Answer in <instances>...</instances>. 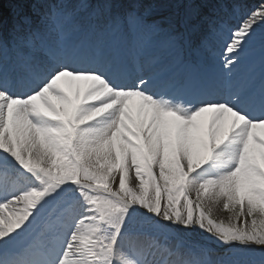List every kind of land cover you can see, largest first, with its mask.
Here are the masks:
<instances>
[{
  "label": "snow or ice",
  "instance_id": "1",
  "mask_svg": "<svg viewBox=\"0 0 264 264\" xmlns=\"http://www.w3.org/2000/svg\"><path fill=\"white\" fill-rule=\"evenodd\" d=\"M257 247L264 0H0V264Z\"/></svg>",
  "mask_w": 264,
  "mask_h": 264
},
{
  "label": "rangeland",
  "instance_id": "2",
  "mask_svg": "<svg viewBox=\"0 0 264 264\" xmlns=\"http://www.w3.org/2000/svg\"><path fill=\"white\" fill-rule=\"evenodd\" d=\"M252 1L253 0H243L242 4H243L244 8L248 9V8L254 7L257 3H255V2L253 3ZM237 12L239 13V9H237ZM217 215L222 216L224 218L227 217L226 212H219V213H217ZM217 251H221V249L218 248ZM262 252H264V249H261L259 247L255 248L254 258L259 259Z\"/></svg>",
  "mask_w": 264,
  "mask_h": 264
}]
</instances>
